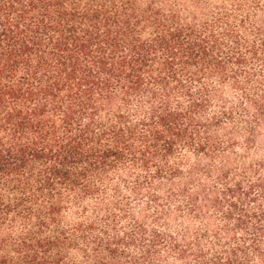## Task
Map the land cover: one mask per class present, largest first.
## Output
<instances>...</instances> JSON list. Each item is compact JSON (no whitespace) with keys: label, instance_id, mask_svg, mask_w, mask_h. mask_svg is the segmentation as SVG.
I'll list each match as a JSON object with an SVG mask.
<instances>
[{"label":"trees","instance_id":"trees-1","mask_svg":"<svg viewBox=\"0 0 264 264\" xmlns=\"http://www.w3.org/2000/svg\"><path fill=\"white\" fill-rule=\"evenodd\" d=\"M264 4L0 0V264H264Z\"/></svg>","mask_w":264,"mask_h":264},{"label":"rangeland","instance_id":"rangeland-1","mask_svg":"<svg viewBox=\"0 0 264 264\" xmlns=\"http://www.w3.org/2000/svg\"><path fill=\"white\" fill-rule=\"evenodd\" d=\"M214 1H217V0H214ZM227 1H229V0H227ZM259 1H260V3L264 4V0H244V3L259 2ZM261 143L264 144V138L261 141ZM258 156H264V147H263V150H258V152H254L253 157H258Z\"/></svg>","mask_w":264,"mask_h":264}]
</instances>
